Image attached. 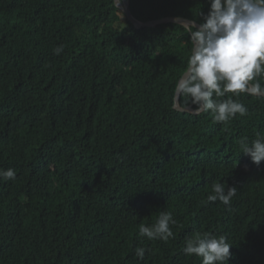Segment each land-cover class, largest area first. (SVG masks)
Segmentation results:
<instances>
[{
	"label": "trees",
	"instance_id": "16d2710c",
	"mask_svg": "<svg viewBox=\"0 0 264 264\" xmlns=\"http://www.w3.org/2000/svg\"><path fill=\"white\" fill-rule=\"evenodd\" d=\"M128 1L140 22L209 11ZM190 48L182 25L136 29L114 0H0V169L16 171L0 264H201L181 251L197 232L227 238V264H264V161L239 147L264 134V98L241 94L248 114L226 123L176 111ZM214 182L237 189L229 206L207 202ZM160 211L173 238H138Z\"/></svg>",
	"mask_w": 264,
	"mask_h": 264
},
{
	"label": "clouds",
	"instance_id": "9594fccd",
	"mask_svg": "<svg viewBox=\"0 0 264 264\" xmlns=\"http://www.w3.org/2000/svg\"><path fill=\"white\" fill-rule=\"evenodd\" d=\"M208 4L203 22L184 23L191 48L184 74L174 85L172 107L184 110L191 105L197 112H210L215 122L226 123L237 114H248L238 99L241 94L264 98L260 82L264 79V0H208ZM63 50L59 45L54 54ZM256 136L251 142L242 137L239 147L259 166L264 161V134ZM15 179L14 169H0V181ZM236 193L235 187L214 182L206 200L229 206ZM175 223L172 212L160 211L154 223L139 225L138 238L167 241L174 236ZM231 247L223 235L197 232L185 238L181 251L201 258V264H227ZM145 253L142 247L135 249L139 260Z\"/></svg>",
	"mask_w": 264,
	"mask_h": 264
},
{
	"label": "water",
	"instance_id": "95a60500",
	"mask_svg": "<svg viewBox=\"0 0 264 264\" xmlns=\"http://www.w3.org/2000/svg\"><path fill=\"white\" fill-rule=\"evenodd\" d=\"M114 5L116 8H118L120 11H122L125 14L128 21L136 29H141V28H145V27L153 28L156 25L165 24V23H176V24H179V25H182L183 27H185L184 23L190 22V20H188V19L178 18V17H166V18H162V19L157 20V21L140 22L132 16V14L129 10V1L128 0H114ZM174 109L178 112L188 113V114H192V115H197V114H200L202 112V111L197 112L192 107H187L184 110H181L179 107L174 108Z\"/></svg>",
	"mask_w": 264,
	"mask_h": 264
}]
</instances>
